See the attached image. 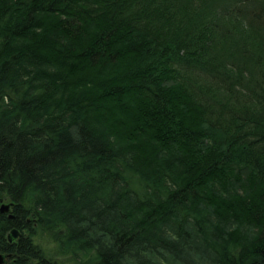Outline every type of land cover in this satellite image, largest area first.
Instances as JSON below:
<instances>
[{
    "label": "trees",
    "instance_id": "16d2710c",
    "mask_svg": "<svg viewBox=\"0 0 264 264\" xmlns=\"http://www.w3.org/2000/svg\"><path fill=\"white\" fill-rule=\"evenodd\" d=\"M0 203L9 264H264V0H0Z\"/></svg>",
    "mask_w": 264,
    "mask_h": 264
},
{
    "label": "water",
    "instance_id": "95a60500",
    "mask_svg": "<svg viewBox=\"0 0 264 264\" xmlns=\"http://www.w3.org/2000/svg\"><path fill=\"white\" fill-rule=\"evenodd\" d=\"M12 203H0V214H8L9 219H14V216L9 214L12 207ZM19 237V232L16 229H12L7 234V240L11 243ZM11 255L0 254V264H4L5 260L9 259Z\"/></svg>",
    "mask_w": 264,
    "mask_h": 264
},
{
    "label": "flooded vegetation",
    "instance_id": "af4514ba",
    "mask_svg": "<svg viewBox=\"0 0 264 264\" xmlns=\"http://www.w3.org/2000/svg\"><path fill=\"white\" fill-rule=\"evenodd\" d=\"M10 231H11V230H10ZM10 231H9V232H10ZM9 232H8V233H9ZM8 233H7V234H8ZM6 237H7V236H6ZM8 242H9V241H8ZM9 243H10V242H9ZM11 243H12V242H11ZM9 259H10V258H9ZM9 259L5 260L4 264H9Z\"/></svg>",
    "mask_w": 264,
    "mask_h": 264
}]
</instances>
